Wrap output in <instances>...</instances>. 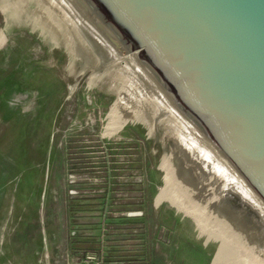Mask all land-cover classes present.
Masks as SVG:
<instances>
[{
	"label": "water",
	"instance_id": "95a60500",
	"mask_svg": "<svg viewBox=\"0 0 264 264\" xmlns=\"http://www.w3.org/2000/svg\"><path fill=\"white\" fill-rule=\"evenodd\" d=\"M16 20L58 66L0 56V264H66L65 127L106 76L156 180L264 264V0H0Z\"/></svg>",
	"mask_w": 264,
	"mask_h": 264
},
{
	"label": "rangeland",
	"instance_id": "374dc122",
	"mask_svg": "<svg viewBox=\"0 0 264 264\" xmlns=\"http://www.w3.org/2000/svg\"><path fill=\"white\" fill-rule=\"evenodd\" d=\"M0 56L58 66L47 31L19 20L0 25ZM65 157L66 264H234L243 251L156 180L108 76L73 94Z\"/></svg>",
	"mask_w": 264,
	"mask_h": 264
},
{
	"label": "built area",
	"instance_id": "2783aa9c",
	"mask_svg": "<svg viewBox=\"0 0 264 264\" xmlns=\"http://www.w3.org/2000/svg\"><path fill=\"white\" fill-rule=\"evenodd\" d=\"M92 258H94V257L93 256H87L86 259L83 261V264H98V263L93 262Z\"/></svg>",
	"mask_w": 264,
	"mask_h": 264
},
{
	"label": "crops",
	"instance_id": "0c3cea01",
	"mask_svg": "<svg viewBox=\"0 0 264 264\" xmlns=\"http://www.w3.org/2000/svg\"><path fill=\"white\" fill-rule=\"evenodd\" d=\"M109 264H111V263H109Z\"/></svg>",
	"mask_w": 264,
	"mask_h": 264
}]
</instances>
